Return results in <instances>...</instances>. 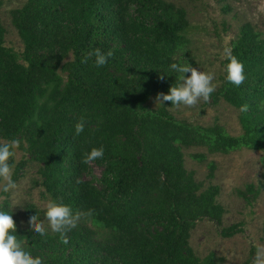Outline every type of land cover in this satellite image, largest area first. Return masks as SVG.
<instances>
[{"label":"trees","instance_id":"obj_1","mask_svg":"<svg viewBox=\"0 0 264 264\" xmlns=\"http://www.w3.org/2000/svg\"><path fill=\"white\" fill-rule=\"evenodd\" d=\"M1 10L2 0L0 141L19 139L42 163L52 199L80 217L64 238H42L22 228L13 211L16 234L32 254L44 264H211L196 255L190 237L199 220L221 224L220 189H203L186 168L183 149H264L262 33L250 23L242 27L231 53L243 63L246 79L231 85L225 71L221 89L211 95L238 108L249 105L241 115L246 132L236 137L218 125L205 128L174 117L171 102L162 108L146 104L176 83L168 70L187 43L184 8L167 0H26L11 11L23 53L5 45ZM97 48L113 53L99 68ZM81 119L85 130L76 135ZM100 146L104 157L91 163L103 168L102 177L86 179L91 163H82L83 154ZM243 229L235 224L221 234L232 237Z\"/></svg>","mask_w":264,"mask_h":264},{"label":"rangeland","instance_id":"obj_2","mask_svg":"<svg viewBox=\"0 0 264 264\" xmlns=\"http://www.w3.org/2000/svg\"><path fill=\"white\" fill-rule=\"evenodd\" d=\"M184 8L189 25L184 32L187 43L176 58L182 63L192 64L201 70L215 72V92L221 89L225 76V48L234 47L241 29L246 23L264 36V0H167ZM26 0H2L1 17L6 28L5 45L18 53L24 52V43L12 21L11 11L21 7ZM73 59L71 55L66 61ZM155 97L146 104L157 107ZM174 117L205 128L221 126L232 136L239 137L246 130L241 119L240 108L225 99L201 100L195 106H167ZM26 144V142H24ZM186 168L194 172L203 189L218 186L217 201L224 207L221 224L209 219L199 220L191 232L190 244L202 260L211 259V264L252 263L256 245H264V149L243 147L228 152H211L207 146H185ZM204 154V157H196ZM17 168L24 166L15 179L18 189L5 193L0 186V208L6 201L19 205L13 208L22 228L28 224L31 209H37L39 219L44 218L47 201L52 197L44 185L43 165L30 152L20 147L15 158ZM215 165L214 170L211 164ZM14 169V171H15ZM91 175L86 179L99 180L103 168L91 163ZM213 175L211 176V173ZM15 177V173H14ZM97 185H99L97 183ZM253 185V191L248 186ZM241 225L244 229L232 237L221 234L223 227ZM49 233L51 230H49ZM105 233H100L103 237Z\"/></svg>","mask_w":264,"mask_h":264},{"label":"clouds","instance_id":"obj_3","mask_svg":"<svg viewBox=\"0 0 264 264\" xmlns=\"http://www.w3.org/2000/svg\"><path fill=\"white\" fill-rule=\"evenodd\" d=\"M89 55L92 54L86 55L83 62H87ZM94 55V64L99 68L108 63L113 53L111 51L105 53L97 48ZM225 56L228 61L225 66V79L229 84L239 87L246 79L244 65L235 55H232L230 48H225ZM168 71L176 75V83L170 87L167 93L160 92L156 95L154 102L157 107L166 106V102H171V106L176 107L195 106L201 100H209L215 92V72L213 71L201 70L192 64L182 62H172ZM248 110V104L241 105V112L246 113ZM84 130L85 122L81 119L75 125V133L80 135ZM20 147L19 139L0 141V186L5 193H14L18 189V184L14 179V169L15 158ZM104 155L103 146L94 147L90 151L84 152L82 163L89 165L92 161L102 159ZM17 205L19 203L14 201L7 208H0V264H44L43 258L39 255L34 256L30 247L27 246V242L16 234L13 208ZM44 214L47 223L32 213L28 220L31 231L42 238L47 237L49 230L59 233L64 238L67 232L77 226L80 219L78 213L74 214L71 206L51 198L46 203ZM252 264H264V245H256Z\"/></svg>","mask_w":264,"mask_h":264}]
</instances>
